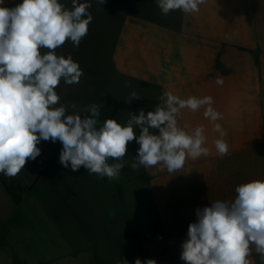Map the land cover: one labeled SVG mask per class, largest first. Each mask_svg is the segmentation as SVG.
I'll use <instances>...</instances> for the list:
<instances>
[{"label":"crops","instance_id":"1","mask_svg":"<svg viewBox=\"0 0 264 264\" xmlns=\"http://www.w3.org/2000/svg\"><path fill=\"white\" fill-rule=\"evenodd\" d=\"M20 2L4 0L3 6ZM89 3L91 14L124 15L109 57L110 81L104 88L131 100L128 116L121 114L124 124L130 113L152 111L166 92L181 99L209 96L222 119H206L207 106L195 112L180 109L178 126L189 133L203 126L209 154L186 159L183 169L173 173L160 165L140 167L138 176L146 183L155 212L153 254L144 252L140 232L113 210L121 185L102 178L108 192L106 210H100L90 191L96 174L88 173L80 189L81 177H67L55 159L62 144L58 141L55 155L43 143L37 157L42 164L31 171L24 168L14 178L0 173V264H116L119 258L135 264L137 258L144 262L151 255L158 264H185L181 245L188 238L189 224L196 221V209L217 200L232 201L242 183L264 181V0H206L199 12L172 10L168 14L177 15L166 21L138 15L158 18L162 13L156 0L143 4L152 10H139L141 0ZM218 77L223 84L216 83ZM91 79L84 73L81 83L71 87L61 80L56 91L68 114L78 112L84 98L94 93ZM133 92L138 98L132 99ZM117 110L111 109L115 115ZM215 123L226 136L214 131ZM134 131L139 135V129ZM216 139L228 143L227 155L218 154ZM138 148L136 144V155ZM49 197L58 198L63 213L47 208ZM249 261L259 264V256L253 251Z\"/></svg>","mask_w":264,"mask_h":264},{"label":"clouds","instance_id":"2","mask_svg":"<svg viewBox=\"0 0 264 264\" xmlns=\"http://www.w3.org/2000/svg\"><path fill=\"white\" fill-rule=\"evenodd\" d=\"M205 2L156 0L165 15L172 10L199 12ZM3 5L0 0V173L4 176L16 177L28 160L41 155L37 145L49 140L62 144L63 167L75 172L83 166L89 174L109 181L119 179L127 166L123 158L132 141L139 145L130 165L134 171L160 165L173 173L183 169L186 159L209 154L204 127L189 133L177 120L180 109L195 112L203 106H207L206 119H222L209 96L181 99L166 92L152 111L130 113L123 125L111 118L101 122V108L95 103L85 108L87 115L68 114L56 88L61 80L78 84L84 72L71 55H57L56 49L66 41L79 47L93 21L90 3L71 0L69 7L61 0H22L14 7ZM216 83L223 80L218 77ZM131 96L138 98L135 92ZM134 129H139V135ZM214 131L220 137L227 135L219 123ZM214 147L221 157L229 153L224 139H216ZM235 193L232 201L217 200L196 209V221L189 224L188 238L181 245L180 259L185 264H250L253 251L264 264V181L242 183ZM116 264L128 261L119 258ZM135 264L157 262L137 258Z\"/></svg>","mask_w":264,"mask_h":264},{"label":"rangeland","instance_id":"3","mask_svg":"<svg viewBox=\"0 0 264 264\" xmlns=\"http://www.w3.org/2000/svg\"><path fill=\"white\" fill-rule=\"evenodd\" d=\"M90 0H81V2H88ZM119 0H115L117 2ZM61 2L67 4L69 7L71 5V0H61ZM141 5L148 2V0H141ZM115 9H118L115 7ZM139 10H152V8L142 6L138 7ZM138 15L151 18L154 20L166 21L169 20L170 17L174 20L176 13L172 14H159L158 18H154L156 15L150 13H138ZM93 21L90 23L92 25V30L88 31V34L81 40L79 47L74 48L71 42L66 41L65 44L58 49H56V53H60L65 58L68 55H71L74 61L78 62L83 72L89 77H91V87L94 89V93L84 98V105L80 108L78 113L83 116L86 114L85 108L93 103L97 104L101 108V115L98 119L103 122L106 119H115L118 123L124 124L122 120V115L127 114V110L131 107V100L127 97L123 96V94H117L115 91L109 92L104 91L107 81H110V68L109 65V57H111V50L113 43L116 40L119 25L123 18V14L121 13H97L92 14ZM96 27V39L94 37L93 28ZM90 38L92 40V44L90 42ZM86 44L88 45V49L85 48ZM89 44L92 45V50L89 49ZM88 77L86 76L85 81H87ZM95 80V81H94ZM107 80V81H106ZM81 81V78H80ZM79 82L77 85H79ZM68 85L67 86H73ZM106 90V89H105ZM82 97V95H81ZM72 99V98H71ZM113 99V103H109V100ZM107 105V106H106ZM133 106V105H132ZM118 108V115H115L111 109ZM134 107V106H133ZM128 116V114H127ZM43 143L49 148L51 153L57 154L58 142L52 143L49 141L41 142L37 145V147H42ZM136 142L132 141L127 146V153L123 158L127 161V166H125L121 173L120 177L117 180H112L117 185H121L122 191H120V199L115 200L116 204L113 205V210H115L116 215H121L125 218L126 224L133 225L137 231L140 232L141 237L145 239V244L143 245V250L146 254L155 253V248L157 245V236H155V232L151 226L155 223V212L152 204L151 194L146 186L144 180L139 178L140 167L137 170H133L131 168V163L134 162V157L136 156ZM58 161L59 167L62 172H65L67 177H73L75 175H79L81 177V182L79 184V188L82 189L84 184L86 183V178L88 171L81 166L78 171L73 172L70 168L63 167L59 162V157H55ZM41 158H36V160H28L26 162L25 168L29 171L33 170L37 164H42ZM109 162H112L111 160ZM30 174V172H29ZM93 180L91 183V193L94 198L99 202L100 210H106L105 199L107 196V187L108 185L103 183L102 178L99 177L98 174L91 177ZM84 192V190H82ZM50 202L49 208L51 211H55L56 213H63L62 205L59 202L58 198L54 199L49 197ZM88 200V198H86ZM122 212V213H121ZM141 259V258H139ZM142 261V259H141ZM260 264V260H259Z\"/></svg>","mask_w":264,"mask_h":264},{"label":"built area","instance_id":"4","mask_svg":"<svg viewBox=\"0 0 264 264\" xmlns=\"http://www.w3.org/2000/svg\"><path fill=\"white\" fill-rule=\"evenodd\" d=\"M147 259H154V260L157 262V264H158V260H157V258L154 257V256H152V255H151V256H148V257L146 258V260H147ZM146 260H145V261H146Z\"/></svg>","mask_w":264,"mask_h":264}]
</instances>
